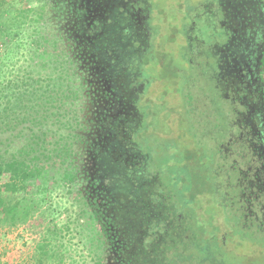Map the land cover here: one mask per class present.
Wrapping results in <instances>:
<instances>
[{
	"label": "trees",
	"instance_id": "16d2710c",
	"mask_svg": "<svg viewBox=\"0 0 264 264\" xmlns=\"http://www.w3.org/2000/svg\"><path fill=\"white\" fill-rule=\"evenodd\" d=\"M241 3L201 6L220 23L203 105L175 70L143 72L168 53L126 27L122 0H0V230L43 206L52 222L65 217L35 264H63L64 236L89 264L264 257V46L258 82H247L231 64L251 52L259 19H242ZM256 7L264 14V0ZM187 41L200 73V39ZM159 80L182 90L168 108L184 129L172 140L156 134L147 99Z\"/></svg>",
	"mask_w": 264,
	"mask_h": 264
},
{
	"label": "rangeland",
	"instance_id": "374dc122",
	"mask_svg": "<svg viewBox=\"0 0 264 264\" xmlns=\"http://www.w3.org/2000/svg\"><path fill=\"white\" fill-rule=\"evenodd\" d=\"M146 1L152 9H158V12L152 15V21L157 29V33L160 36L156 39L153 34L152 39L157 40V44H159V46L165 45L168 43V40H171L172 47H170L172 51L166 54V58L159 60L160 65L159 63H151V67L144 69L143 72L157 79L159 76L161 77L162 74L167 75L169 72L175 70L177 77L179 76L180 79L179 88H182L184 84L183 88L185 89L187 82L190 86L195 84L196 89H193V95L195 98H199V100L203 102V105L207 104L210 97V68L216 66L212 53L213 50L216 51V49L220 46H211L212 44L219 43L218 32H215L212 35L211 29L214 26L220 27V23L215 13H211L210 16L201 13V6L206 3L216 4L218 0ZM8 2L13 3L14 0H8ZM192 8H194V11L191 10ZM191 21H194L195 23L194 35H197L200 39V45L195 47V52L193 54L194 58H197L196 52H202V65L200 73L195 72V68L191 67L193 66L191 64L192 56L189 53L187 45H184V47L182 45H178L182 44L180 38L176 34L174 37V33H171V27H177L179 31L181 27H184L188 31V27H193L190 24ZM167 49H169V47H167ZM205 63H207V66ZM153 84L149 88L147 99L150 102H154L153 105H149L151 110H153L156 114H159L158 117L155 116L157 119L155 124V130H157L156 134L159 133L164 135L166 140H172L173 138H171V136L183 133L184 129L182 124H177V120L175 123L174 115L169 116L168 108L169 106H180V96L176 94H179V92L181 94L182 90H174L171 84L163 83L160 80ZM202 86H206V88L199 92L198 87ZM52 221V218L46 213V206H43L41 207L40 212L29 219L26 224L10 230L1 229L0 264H35V259L33 257L36 245L39 244L43 238H46V235L53 231L54 227L60 229L65 222V217L60 215V217H57L54 222ZM61 240L65 245L68 242V249L67 253L64 255L63 264H70L71 259L77 264L90 263L88 258H82L83 250L82 246L78 244L77 238L64 236L61 237ZM251 256L252 258L254 257V259L250 258L251 261L254 260L253 264H264L263 256L260 258L254 254ZM244 259L245 258L241 256L237 261L239 264H242ZM248 262H250V260Z\"/></svg>",
	"mask_w": 264,
	"mask_h": 264
},
{
	"label": "flooded vegetation",
	"instance_id": "af4514ba",
	"mask_svg": "<svg viewBox=\"0 0 264 264\" xmlns=\"http://www.w3.org/2000/svg\"><path fill=\"white\" fill-rule=\"evenodd\" d=\"M260 1L261 0H244V1L241 0V2L243 3H241L240 5L241 11H243L244 9L243 12L244 15L240 16L242 19L244 20H249V18L259 19V20L256 19L257 20L256 28L257 26H259V31H258L259 34L257 35V31H256L255 39L251 42L250 45L252 46L251 52L245 56L243 61L241 60V62L239 61V63L231 64V66L238 69L240 74L243 75L244 79L247 82H249L250 80L253 82H258L257 78L259 77L261 72L259 69V60H260L259 51L262 50L261 48L264 46V14L259 11L260 14L255 15L257 12V8L258 9L260 8V7H256L259 6ZM122 2L128 20V23H126L127 24L126 27L127 28L137 27L141 36H144L145 41L147 40L145 46L146 47L152 46L150 43H152L153 34L156 37V39L157 37L160 36L157 33V29L152 21L153 20L152 15L157 13L158 9H152L146 0H122ZM235 18H237V16H235ZM131 21H133L134 25L131 24ZM191 25L193 27H188V31H186L185 30L186 28L184 27L183 28L181 27L180 31L178 30L177 27L175 28L171 27L172 28L171 33H174V37L176 34L180 38V41L182 43L178 45H182L183 47L184 45H187V47L189 48L187 41L188 38H190L192 40V43L194 44L193 41V39H195L194 23L192 22ZM165 46L169 47V49H167V47ZM170 46L172 47V41L168 40V43L159 46V44H157V40L154 39L153 51L157 53L158 52L169 53L172 51Z\"/></svg>",
	"mask_w": 264,
	"mask_h": 264
}]
</instances>
